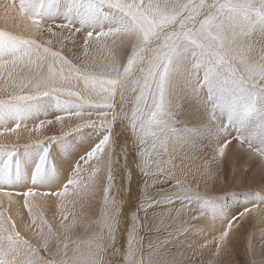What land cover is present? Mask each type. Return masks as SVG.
<instances>
[{
    "label": "snow or ice",
    "instance_id": "obj_1",
    "mask_svg": "<svg viewBox=\"0 0 264 264\" xmlns=\"http://www.w3.org/2000/svg\"><path fill=\"white\" fill-rule=\"evenodd\" d=\"M0 18V136L29 133L0 143V264H219L264 224V0H0ZM229 154L259 191L216 194Z\"/></svg>",
    "mask_w": 264,
    "mask_h": 264
},
{
    "label": "bare ground",
    "instance_id": "obj_2",
    "mask_svg": "<svg viewBox=\"0 0 264 264\" xmlns=\"http://www.w3.org/2000/svg\"><path fill=\"white\" fill-rule=\"evenodd\" d=\"M17 3H18V0H17ZM0 29L10 30V31L13 30L11 28L10 24H6L5 21L2 18H0ZM100 56H101V54H98V58ZM99 59H101V58H99ZM28 128L29 129L34 128V125L32 124V126L28 127ZM42 133H46L47 135H55V134H58V129H56L54 131H48L47 129L42 128L41 129V133H37L35 131H32L31 132V139L35 140L37 138H40ZM17 135L20 136L19 140L16 139ZM13 140H16L17 142L22 143V144H24L26 142H29V133L27 131H25L24 129H17V132H15V133L4 132V135L0 136V143H6V142L7 143H11ZM201 156H203V154H201ZM201 162H203L202 159L200 160V163ZM249 168L253 169V171L248 172V173H245V172L242 173L241 172V169L243 171H245V169H249ZM233 175L236 176L235 184L237 185V190H254V189H258V186L261 185V183H262L260 174L258 173V170L256 169V166L254 164L249 162L246 157H235L234 158L231 154H229V156L223 161V176H224V178H222V179L224 181L223 182L224 186H225L224 188L228 187V185H229L228 180ZM245 175H247L249 177H254V179L247 180V181L242 183V181L244 180ZM221 184H219V183L217 184L216 190L221 188V187L219 188V186ZM233 186H234V184H233ZM229 187H230V185H229ZM201 190L202 191L204 190L203 187L201 188ZM4 191H6V192H8V191H19V189H4ZM41 191H44V190H41ZM226 191H227V189H226ZM0 199H4L5 203L7 202V197H0ZM97 201H98V199L96 201L92 202L90 215L93 216V217L96 215L95 214L96 213L95 210H96V206H97ZM22 203H23V200L21 198V204ZM66 208L69 211H71L70 206L67 205V204H66ZM42 210L45 212V216L49 220L53 219L54 214L58 215V213H59V209L56 207V204L54 202H51V201L49 202V207H45ZM12 211H13V214H14L15 213V208H13ZM244 225H249V226H252V227L255 228V226L257 227L258 225H264V224L257 223L255 221V219L249 218L247 223H244ZM244 228L245 227H243V229H241V235L239 237L233 239L231 250L229 252H227V253H221L220 254V256H219V264H241L242 261H245V262L249 261L248 260L247 250L245 252V250H243L245 248L242 249V247H241V244L243 243L244 238L248 235L247 232L245 231L247 229H244ZM256 234H258V233H256ZM258 238H260V237L258 236ZM208 239L210 240L211 236H209ZM261 241L262 240H260V242ZM200 242L204 243L203 240H201ZM211 252H214V248L211 249L210 251H206L204 253L203 259L205 261L212 259ZM197 259L199 261L200 257H198Z\"/></svg>",
    "mask_w": 264,
    "mask_h": 264
},
{
    "label": "rangeland",
    "instance_id": "obj_3",
    "mask_svg": "<svg viewBox=\"0 0 264 264\" xmlns=\"http://www.w3.org/2000/svg\"><path fill=\"white\" fill-rule=\"evenodd\" d=\"M98 54H101V56H100L99 58H102V57H104V56L106 55V53H104V52H97V53H95V55L97 56V58H98ZM99 58H98V59H99ZM50 118H51V117H50ZM31 126H32V122H29V123H28V127H31ZM20 129H24L23 126H22ZM11 143H18V144H20V145H23L22 143H19V142H17L16 140H13ZM27 143H28V142H26V143H24V144H27ZM197 163H200V160H198ZM241 172L244 173L245 171H243V170L241 169ZM223 182H224V181H223ZM223 182H222V184L219 183V184H221V185L219 186V188H220V187H221V188L216 190V194H217V195H223L224 192L226 191V189H227V192H229V193H231V192H241V193H242V192L249 191V190H237V185H236V184H234V186L232 185V186H230V187H229V185H228V187L224 188L225 186H224V183H223ZM260 186H261V185L258 186V189H254V190H255V191H258L259 188H260ZM224 189H225V190H224ZM222 193H223V194H222ZM229 199H231L233 205H235V204H244V203H246L248 197H247L245 194H239L237 198H229ZM246 206L249 207V208L252 207L251 204L246 205ZM98 208H99V203H98V201H97V206H96V210H95L96 213H97V211H98ZM96 213H95V214H96ZM244 227H245L244 229H247V230H245V231L247 232L248 235H249V234H252V237H253L252 242H253V244L255 245L256 249L259 250L261 244L264 243V241H261V242H260V240H261L260 229H261L262 227H264V225H258L257 227L255 226V228L252 227V226H249V225H244ZM250 228H251V229H250ZM254 231H255L256 233H258V234H256ZM248 235L244 238V240H245V239H246V240H245V241L243 240V243L241 244L242 249L245 248V249H243V250H245V252H246L247 247H248V240H247ZM258 236H259L260 238H258ZM255 239H256V240H255ZM254 240H255V241H254ZM258 241H259V242H258ZM242 245H243V246H242ZM246 246H247V247H246ZM249 259H250V257H249V255H248V260H249ZM241 264H247V262L242 261Z\"/></svg>",
    "mask_w": 264,
    "mask_h": 264
}]
</instances>
